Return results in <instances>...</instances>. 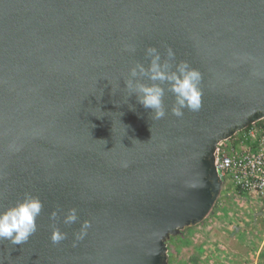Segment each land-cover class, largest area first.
<instances>
[{
  "label": "water",
  "instance_id": "water-1",
  "mask_svg": "<svg viewBox=\"0 0 264 264\" xmlns=\"http://www.w3.org/2000/svg\"><path fill=\"white\" fill-rule=\"evenodd\" d=\"M148 46L200 71L199 111L172 115L166 90L155 120L128 97ZM263 117L264 0H0V207L43 203L0 264H167V239L217 201L216 143Z\"/></svg>",
  "mask_w": 264,
  "mask_h": 264
},
{
  "label": "clouds",
  "instance_id": "clouds-1",
  "mask_svg": "<svg viewBox=\"0 0 264 264\" xmlns=\"http://www.w3.org/2000/svg\"><path fill=\"white\" fill-rule=\"evenodd\" d=\"M124 51L134 53V45L126 44ZM147 65L136 62L128 69L124 88L128 97L134 95L137 103L149 110L152 118L159 120L166 115L164 97L167 90L172 94L173 104L171 114L182 117L184 110L197 112L202 106V91L200 88L202 74L187 61L175 62V53L169 47L165 57L155 46L145 48ZM144 79L149 81L144 82ZM43 203L39 197L25 193L20 199L10 205L0 207V241L7 240L12 245H22L37 231L36 220L40 216ZM58 211L50 213V220L55 222ZM78 220L75 208L67 210L62 217L65 225H71ZM90 222L81 223L80 230L75 233V241L83 239ZM67 238V234L53 226L49 239L52 244H59ZM74 241V246H75Z\"/></svg>",
  "mask_w": 264,
  "mask_h": 264
},
{
  "label": "rangeland",
  "instance_id": "rangeland-1",
  "mask_svg": "<svg viewBox=\"0 0 264 264\" xmlns=\"http://www.w3.org/2000/svg\"><path fill=\"white\" fill-rule=\"evenodd\" d=\"M230 192V193H229ZM166 241L167 264H264V202L221 188L210 214Z\"/></svg>",
  "mask_w": 264,
  "mask_h": 264
},
{
  "label": "built area",
  "instance_id": "built-area-1",
  "mask_svg": "<svg viewBox=\"0 0 264 264\" xmlns=\"http://www.w3.org/2000/svg\"><path fill=\"white\" fill-rule=\"evenodd\" d=\"M213 155L223 188L264 202V117L217 142Z\"/></svg>",
  "mask_w": 264,
  "mask_h": 264
},
{
  "label": "crops",
  "instance_id": "crops-1",
  "mask_svg": "<svg viewBox=\"0 0 264 264\" xmlns=\"http://www.w3.org/2000/svg\"><path fill=\"white\" fill-rule=\"evenodd\" d=\"M258 257H259V256H258V253H256L255 256H254V258H253V259H254V260H253V261H254V264L257 263V261H258ZM250 263L252 264V261H250Z\"/></svg>",
  "mask_w": 264,
  "mask_h": 264
},
{
  "label": "trees",
  "instance_id": "trees-1",
  "mask_svg": "<svg viewBox=\"0 0 264 264\" xmlns=\"http://www.w3.org/2000/svg\"><path fill=\"white\" fill-rule=\"evenodd\" d=\"M246 127H247V126H246ZM246 127H245V128H246ZM211 211H212V210H211ZM209 214H210V213H209ZM201 222H202V221H201ZM201 222H200V223H201ZM187 228H188V227H186V229H187ZM184 229H185V228H184ZM182 232H183V231L181 230V232H180V233H182Z\"/></svg>",
  "mask_w": 264,
  "mask_h": 264
}]
</instances>
